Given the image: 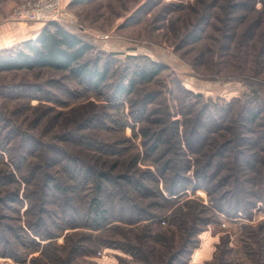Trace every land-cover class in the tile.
<instances>
[{
    "label": "rangeland",
    "instance_id": "rangeland-1",
    "mask_svg": "<svg viewBox=\"0 0 264 264\" xmlns=\"http://www.w3.org/2000/svg\"><path fill=\"white\" fill-rule=\"evenodd\" d=\"M31 1L34 0H0V38L5 40V46L13 44L4 50L18 49L39 36L35 38L36 30L42 31L48 23H59L94 45L95 51L88 59L101 58V64L111 62L112 85L125 77V68L133 69L150 61L163 65L164 71L154 82L140 85L132 99L117 108L109 106L106 98L83 90L68 73L42 69L0 74V174L16 175V182L0 187V199L4 198L0 201V215L6 216L5 222L18 231L20 240L12 239V250L24 260L16 263L0 256V264H35V259L41 257L40 251L26 246L30 235L28 220L34 223L42 217L52 232L60 235L56 239L59 245L74 233L55 230L54 225L65 226L55 201L44 200L48 204L43 210L54 214L50 221L41 212V206L37 208L25 198L29 190L39 191L45 172L58 179L66 176V155L116 176L154 169L146 158L142 125L134 124L128 116L133 99L136 102L147 94L156 98L149 108L154 123L146 126L159 130L170 122L182 121L178 110L182 101L229 103L250 95L252 90L259 91L264 98V0H88L78 4L62 0V12L54 22L14 20L16 9ZM247 3H252V7H237ZM25 86L35 87L30 96ZM37 86L47 94L36 91ZM94 117L95 122L88 126L86 122ZM177 139L182 141L181 137ZM98 144L114 149L111 153L95 149ZM182 148L186 150L184 143ZM18 153L24 154L25 165L38 168L37 179L31 185L25 180L27 172L20 173L12 165L11 155ZM15 163L20 164V160ZM160 187L163 191V183ZM17 188L20 197L12 201L6 193ZM89 191L81 189L79 206L84 205ZM131 192L135 201L155 212L158 200L143 199ZM176 198L181 207L193 198L205 204L210 201L205 189L193 187ZM172 210L155 222H141L140 227L121 224L119 230L101 232L103 247L86 260L95 264H124L132 258L121 244H147L151 249L154 246L153 259L158 262L162 253L183 245L181 231L169 222ZM253 212L251 219L230 220L224 215L215 218L196 237L186 264H264V205L260 203ZM200 216L211 218L209 214ZM146 224H150L148 230L143 228ZM246 226L249 228L244 233ZM86 232L81 229L78 233ZM158 234L165 235L166 241L159 243ZM36 238L42 246L46 244ZM79 261L85 260L81 257Z\"/></svg>",
    "mask_w": 264,
    "mask_h": 264
},
{
    "label": "trees",
    "instance_id": "trees-1",
    "mask_svg": "<svg viewBox=\"0 0 264 264\" xmlns=\"http://www.w3.org/2000/svg\"><path fill=\"white\" fill-rule=\"evenodd\" d=\"M85 1L88 0H74V3ZM251 4L237 7L249 9ZM94 51V45L80 35L59 23H48L35 40L25 42L18 49L0 52V74L42 69L68 73L83 90L106 98L109 106L117 108L129 102L140 85L154 82L164 71L163 65L150 61L136 65L133 69L125 68V77L112 85L111 62L101 64V58L88 59ZM34 88L25 86L29 96ZM41 90L37 86L36 91ZM42 91L47 94L45 90ZM187 93L193 96L192 92ZM133 100L128 116L134 124L142 125L140 132L145 139L144 146L147 147L146 158L151 161L154 169L137 170L135 174L125 172L116 176L110 171L89 167L73 156L66 155V160L63 161L66 176L58 179L45 172L39 191L29 190L25 198L34 203L35 207L41 206V212L48 215L50 221L54 214L43 210L48 204L44 200L48 198L55 201L65 223L63 227L53 224L55 230H73L74 233L66 236L64 244L59 245L56 239L60 235L52 232L42 217H38L34 223L28 220L30 235L27 236L29 243L26 246L41 252V257L35 259V264H95L86 259L95 256L103 247L101 232L119 230L121 224L140 227L141 222H155L156 218L172 209L169 222L171 227H177L181 231L183 245L180 248L174 246L168 253H162L158 262H155L154 246L151 249L147 244L144 245L147 248L143 244H121L122 249L132 258L121 261L124 264H186L195 247L196 237L215 218L224 215L230 220L251 219L254 209L260 203L264 205V98L259 91L252 90L250 95H245L242 99L222 104L182 101L178 108L182 121L170 122L159 130L146 126L154 123L149 108L156 98L147 94L143 99L136 102ZM104 116L108 118L107 114ZM96 118L92 119L94 121H87V125L95 122ZM178 137L183 142L178 141ZM183 143L186 150L182 148ZM26 148L27 146L24 147ZM94 148L108 153L114 149L99 144ZM11 157L15 170L27 172L28 178L25 180L31 185L37 179L38 168L32 169L25 165L23 153ZM19 160L20 164H16ZM24 172L22 173L26 174ZM70 180L74 181L73 184L68 182ZM14 181L16 182L15 172L0 174V187ZM162 183L163 191L160 187ZM190 187L194 190L205 189L210 197L209 204L193 198L184 202L185 205L181 207L176 196ZM81 189L90 190L83 206H79L77 201ZM131 191L140 194L143 199L149 197L158 200L157 205L154 204L155 212L145 209L142 202L135 201ZM19 193L20 189L17 188L15 192H7L6 196L17 201ZM200 214H209L211 218L203 219ZM6 220V216L0 215V256L11 258L16 263L24 261L16 250H12V239L19 241V233ZM143 228L148 230L150 224ZM248 228L249 226L244 228V233H247ZM81 229H86L87 232L78 233ZM31 235L46 244L42 246ZM172 236L176 234L173 233ZM166 239L163 234L158 236L159 243ZM222 244L218 246L219 251ZM81 257L85 261L77 262Z\"/></svg>",
    "mask_w": 264,
    "mask_h": 264
},
{
    "label": "built area",
    "instance_id": "built-area-1",
    "mask_svg": "<svg viewBox=\"0 0 264 264\" xmlns=\"http://www.w3.org/2000/svg\"><path fill=\"white\" fill-rule=\"evenodd\" d=\"M62 12V0H34L19 6L13 18L19 22H54Z\"/></svg>",
    "mask_w": 264,
    "mask_h": 264
},
{
    "label": "crops",
    "instance_id": "crops-1",
    "mask_svg": "<svg viewBox=\"0 0 264 264\" xmlns=\"http://www.w3.org/2000/svg\"><path fill=\"white\" fill-rule=\"evenodd\" d=\"M37 32L35 33V38L37 37V35L38 34H40V32H41V30L39 29V30H36ZM29 33V32H28ZM25 35H27V33L25 34ZM29 38V37H28ZM27 39V38H26ZM9 44V43H8ZM6 44H5V40L4 39H2V38H0V51H2V50H4V49H8L9 47H11V46H13V44H11V45H7V46H5Z\"/></svg>",
    "mask_w": 264,
    "mask_h": 264
}]
</instances>
